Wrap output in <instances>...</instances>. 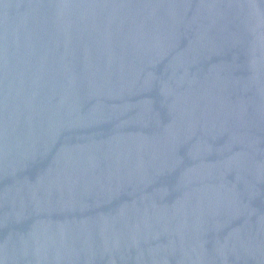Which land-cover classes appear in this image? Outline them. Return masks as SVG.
<instances>
[{"label": "water", "instance_id": "1", "mask_svg": "<svg viewBox=\"0 0 264 264\" xmlns=\"http://www.w3.org/2000/svg\"><path fill=\"white\" fill-rule=\"evenodd\" d=\"M0 264H264V0H0Z\"/></svg>", "mask_w": 264, "mask_h": 264}]
</instances>
